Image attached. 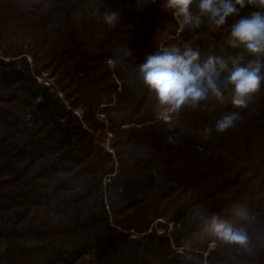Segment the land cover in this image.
I'll use <instances>...</instances> for the list:
<instances>
[{"label":"trees","instance_id":"16d2710c","mask_svg":"<svg viewBox=\"0 0 264 264\" xmlns=\"http://www.w3.org/2000/svg\"><path fill=\"white\" fill-rule=\"evenodd\" d=\"M162 4L0 0V264H264V86L243 109L226 92V103L212 97L162 118L166 106L137 70L148 54L172 45L198 50L202 61L241 53L204 22L177 32ZM94 5L120 12L116 28ZM38 67L56 84L40 81ZM229 111L240 113L236 126L206 136ZM212 214L243 226L248 248L207 232ZM163 216L174 221L171 235L147 231ZM90 229L99 234L77 236ZM171 237L197 250L178 252Z\"/></svg>","mask_w":264,"mask_h":264},{"label":"clouds","instance_id":"9594fccd","mask_svg":"<svg viewBox=\"0 0 264 264\" xmlns=\"http://www.w3.org/2000/svg\"><path fill=\"white\" fill-rule=\"evenodd\" d=\"M159 2L135 0L140 11ZM194 4L197 8L195 14L191 11ZM162 10H166L182 28L199 29L205 19L215 29H224L227 25L226 43L242 54L227 59L208 55L202 61L198 50L191 47L182 50L175 45L148 54L137 70L159 105L166 106V112H171L212 97L223 104L228 100L225 93L230 92V103L235 108H246L253 95L264 86V0H163ZM92 11L109 29L116 28L120 21V12L115 9L107 8L101 13L94 5ZM116 51L127 56L131 50ZM120 58L117 56L109 62L115 64ZM160 116L165 120L168 118L165 113ZM240 119L237 111L225 112L216 120L214 128H204V134L225 133ZM233 214L238 220L248 219L247 211L239 205L233 207ZM200 219L205 220L204 216ZM204 227L227 245L245 249L250 245L249 234L243 226H234L216 214L205 220Z\"/></svg>","mask_w":264,"mask_h":264},{"label":"rangeland","instance_id":"374dc122","mask_svg":"<svg viewBox=\"0 0 264 264\" xmlns=\"http://www.w3.org/2000/svg\"><path fill=\"white\" fill-rule=\"evenodd\" d=\"M207 26H210V28L212 29V30H215V31H218V32H221V33H225V34H227V25H225V27H224V29H215L214 28V26L211 24V22L210 21H208L207 19H205L204 21H203ZM231 22V20L229 21V23ZM181 26L178 28V30H177V32H179L180 30H181ZM175 35H177V34H175ZM171 36H174V35H172V34H168V38H170ZM164 42H161V44H160V46L161 47H163L164 46V44H163ZM242 53H236V54H234L233 56H236V55H241ZM246 57V56H245ZM244 57V58H245ZM28 59L31 61V62H33V64H35V61L33 60V56L31 55V54H28ZM109 61H110V59H109ZM108 61V62H109ZM110 63V62H109ZM113 65V64H112ZM39 69H41L40 71H41V73H39L38 75H37V77H38V79L40 80V81H43L44 83H46V84H50V83H52V82H54L55 84H56V81H55V76H54V74H53V72H52V70H48V69H44L43 67L41 68V67H38ZM116 79V78H115ZM117 82L120 84V85H122V80H120V78H117ZM59 93H60V95L61 96H64V92L63 91H61V90H59ZM77 112H79L78 114H80L81 115V113H82V111H83V108L82 107H78V108H76L75 109ZM172 112V111H171ZM171 112H166V109H164L163 110V112L162 113H165L166 115H167V119H166V121H169L170 119H171V115H170V113ZM106 115H104L103 113L101 114V118H106L105 117ZM163 118V117H162ZM124 126H127V125H124ZM103 140H104V144L106 145V147L110 150V151H112V152H114V147H113V143H114V139L112 138V133H108V135H106V136H104L103 137ZM116 156V155H115ZM117 164V163H116ZM108 180H109V177L107 176L105 179H104V181L105 182H108ZM106 184V183H105ZM233 213V212H232ZM148 223H150V226L147 228L148 230L147 231H151V230H156L158 233H160V234H163V233H165V232H168V234H170L171 235V231L172 230H174V221L173 220H171V219H169V218H167L166 216H163V217H156V218H153L152 219V222H148ZM177 225H179V224H177ZM97 234H99V233H96L95 231H93L92 229H90L89 231H85V232H81V233H78L77 234V236H79V238H81V239H85V238H89V239H91V238H93V237H95ZM139 233H133L132 235L133 236H135V235H138ZM197 238H198V240H200V242H205V238L202 236V235H200V234H198L197 235ZM171 240H172V245H173V247L176 249V250H178V252H183V251H185V250H188L189 252H192V251H194V250H197V249H195V247L190 243V242H187V240H182V241H180L179 243L178 242H176L175 240H174V238L173 237H171ZM215 239H213L212 241H210L209 243H208V249H211V248H213L214 246H215ZM204 250V254L206 255L208 252H209V250ZM191 255V254H190Z\"/></svg>","mask_w":264,"mask_h":264}]
</instances>
